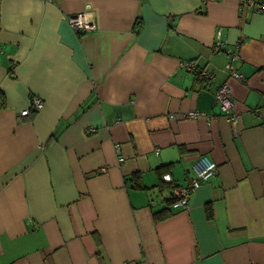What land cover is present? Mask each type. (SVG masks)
Wrapping results in <instances>:
<instances>
[{"label":"crops","instance_id":"0c3cea01","mask_svg":"<svg viewBox=\"0 0 264 264\" xmlns=\"http://www.w3.org/2000/svg\"><path fill=\"white\" fill-rule=\"evenodd\" d=\"M78 12L96 29H73ZM225 81L236 123L215 102ZM0 93V264H264L263 10L0 0ZM33 96L42 108L21 115ZM191 109L212 118L181 117ZM203 154L215 174L173 209V186L190 183Z\"/></svg>","mask_w":264,"mask_h":264},{"label":"built area","instance_id":"2783aa9c","mask_svg":"<svg viewBox=\"0 0 264 264\" xmlns=\"http://www.w3.org/2000/svg\"><path fill=\"white\" fill-rule=\"evenodd\" d=\"M242 3H248L251 6L263 10L264 4H256L254 0H241ZM67 22L70 26L77 32H88L96 29V24L93 20L88 19L84 12H78L76 14H69L67 17ZM219 29L217 30V35H219ZM221 41L218 39L213 43V48L217 49ZM225 52L228 54L229 58L224 63V69L227 71L228 76L235 80H241L242 74L233 65L232 60L236 57V51L230 48H225ZM181 66L188 70L196 73L198 76L213 80L214 71L210 68L199 66L195 61L188 60L182 61ZM215 102L220 108V116L224 117L231 123H236L239 119V115L233 111L234 99L231 95L229 84L225 81L219 84L214 91ZM43 106V100L39 96H33L31 98V103L27 108L20 111L21 115H27L30 112H36L40 110ZM181 117L186 118H196L205 117L207 119L212 118V114H207L201 110L191 109L182 114ZM121 160V158H119ZM194 176L191 177L190 183L185 186L174 185L170 196V206L173 209L187 208L189 204V195L194 191L201 182L212 177L216 172V163L210 159L207 155L203 154L198 157V159L193 164ZM161 179L165 183H172V177L169 173H164L161 175Z\"/></svg>","mask_w":264,"mask_h":264},{"label":"trees","instance_id":"16d2710c","mask_svg":"<svg viewBox=\"0 0 264 264\" xmlns=\"http://www.w3.org/2000/svg\"><path fill=\"white\" fill-rule=\"evenodd\" d=\"M1 94V93H0ZM3 103V98L0 95V106H2ZM128 180H131V182L133 183V186L138 187L140 186L139 181L137 179L136 175H132L129 178H127ZM170 200V199H169ZM171 202V201H170ZM168 212L166 210H162V211H158V212H154V214L158 217H163L164 215H166Z\"/></svg>","mask_w":264,"mask_h":264}]
</instances>
